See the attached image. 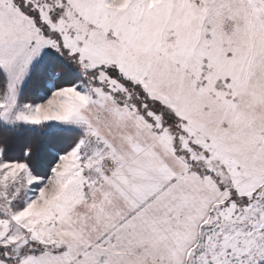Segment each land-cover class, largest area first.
<instances>
[{"label":"snow or ice","instance_id":"snow-or-ice-1","mask_svg":"<svg viewBox=\"0 0 264 264\" xmlns=\"http://www.w3.org/2000/svg\"><path fill=\"white\" fill-rule=\"evenodd\" d=\"M0 264H264V0H0Z\"/></svg>","mask_w":264,"mask_h":264}]
</instances>
